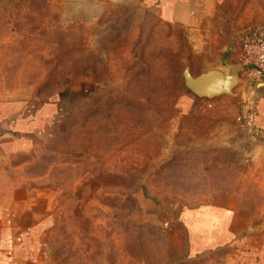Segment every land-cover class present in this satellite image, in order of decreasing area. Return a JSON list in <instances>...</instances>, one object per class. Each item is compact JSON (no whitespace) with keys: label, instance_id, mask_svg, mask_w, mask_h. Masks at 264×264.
Listing matches in <instances>:
<instances>
[{"label":"rangeland","instance_id":"rangeland-1","mask_svg":"<svg viewBox=\"0 0 264 264\" xmlns=\"http://www.w3.org/2000/svg\"><path fill=\"white\" fill-rule=\"evenodd\" d=\"M192 41L139 0H0V99L63 109L37 148L0 156V187L54 209L47 264L159 259L164 234L133 220L141 190L264 224V136L239 119L252 99L179 110Z\"/></svg>","mask_w":264,"mask_h":264},{"label":"crops","instance_id":"crops-1","mask_svg":"<svg viewBox=\"0 0 264 264\" xmlns=\"http://www.w3.org/2000/svg\"><path fill=\"white\" fill-rule=\"evenodd\" d=\"M159 20L185 28L193 37L188 63L197 76L213 66L230 69L241 64L243 99L254 100L255 123L264 130V83L252 81L244 67L240 37L248 27L264 25V0H139ZM238 84V85H239ZM237 94V95H238ZM231 94L201 97L184 92L180 112L199 114L214 109ZM60 103H38L24 98L0 99V156L21 155L40 145L51 122L63 113ZM51 105V107L49 106ZM1 175V174H0ZM133 212L137 225L161 230L163 252L143 264H264V224L242 220L227 203L158 202L144 191L136 193ZM57 216L45 195L24 186L0 187V264H47V247Z\"/></svg>","mask_w":264,"mask_h":264},{"label":"built area","instance_id":"built-area-1","mask_svg":"<svg viewBox=\"0 0 264 264\" xmlns=\"http://www.w3.org/2000/svg\"><path fill=\"white\" fill-rule=\"evenodd\" d=\"M243 65L248 77L256 83H264V25L244 29L240 37ZM254 100L246 105L239 116L241 122L256 135L264 136V130L255 123Z\"/></svg>","mask_w":264,"mask_h":264},{"label":"water","instance_id":"water-1","mask_svg":"<svg viewBox=\"0 0 264 264\" xmlns=\"http://www.w3.org/2000/svg\"><path fill=\"white\" fill-rule=\"evenodd\" d=\"M241 64H236L230 72V78L226 73L230 71L227 67L213 66L197 76H193L189 64L185 65L184 81L186 86L195 94L201 97H214L220 94H231L236 96L235 88L241 82Z\"/></svg>","mask_w":264,"mask_h":264}]
</instances>
